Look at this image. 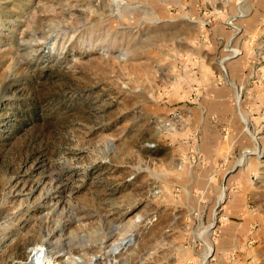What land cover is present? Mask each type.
Here are the masks:
<instances>
[{"label": "rangeland", "instance_id": "374dc122", "mask_svg": "<svg viewBox=\"0 0 264 264\" xmlns=\"http://www.w3.org/2000/svg\"><path fill=\"white\" fill-rule=\"evenodd\" d=\"M41 248L264 264V0H0V264Z\"/></svg>", "mask_w": 264, "mask_h": 264}, {"label": "bare ground", "instance_id": "6f19581e", "mask_svg": "<svg viewBox=\"0 0 264 264\" xmlns=\"http://www.w3.org/2000/svg\"><path fill=\"white\" fill-rule=\"evenodd\" d=\"M118 8H120V7H118ZM239 95V94H238ZM240 96V95H239ZM213 250V249H212ZM211 250L209 249V252H210ZM213 253V252H212ZM45 252H44V248H41V249H39L38 250V252H37V255H36V257H37V261H36V263H34V264H54V262H50V259L49 258H45ZM35 257V258H36ZM34 261H35V259H34ZM48 262V263H47ZM31 264H33V262L31 263Z\"/></svg>", "mask_w": 264, "mask_h": 264}, {"label": "crops", "instance_id": "0c3cea01", "mask_svg": "<svg viewBox=\"0 0 264 264\" xmlns=\"http://www.w3.org/2000/svg\"><path fill=\"white\" fill-rule=\"evenodd\" d=\"M226 102V101H225Z\"/></svg>", "mask_w": 264, "mask_h": 264}]
</instances>
